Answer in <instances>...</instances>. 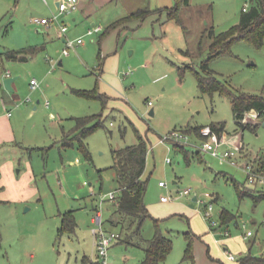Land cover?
Segmentation results:
<instances>
[{
	"label": "rangeland",
	"instance_id": "1",
	"mask_svg": "<svg viewBox=\"0 0 264 264\" xmlns=\"http://www.w3.org/2000/svg\"><path fill=\"white\" fill-rule=\"evenodd\" d=\"M252 4V0H190L181 9V23L169 19L166 11L154 12L102 39V33L88 34L80 25L67 35L83 37L86 43L64 54L65 42L56 28L38 31L31 20L35 14L27 10L24 0H0V49L44 46L27 60H4L9 76L16 77L13 91L4 86L8 97L16 96L13 101L5 96L17 119L18 150L12 157L17 163L13 169L22 177L31 168L34 175L29 184L35 189H28L24 201L0 202L1 234L7 238L13 229H21L15 242L0 239V264H16L31 251L38 257L49 254V264H81L84 254L96 260L93 228L98 223L92 218L97 210H101L107 230H122V215L111 198L119 188L113 150L137 143L139 134L149 143L144 177L148 178L145 201L151 216L145 219L142 234L152 238L158 219L161 232L173 241L164 264H238L246 251L264 256V199L256 203L250 196L241 198L236 186L264 190V184L248 183L245 167L248 153L251 158L264 154V118L251 110L247 117L256 126L243 129L230 97L220 91H201L194 71L186 69L183 75L179 71V66L190 64L201 70L210 53L208 36L200 47L207 26L226 30L240 21L244 6ZM232 50L231 55L210 62L214 74L234 90L264 95V44L257 47L240 40ZM32 79L37 80L34 89L30 87ZM75 89L99 91L106 100L80 95ZM152 108L154 113L150 114ZM87 115L102 119V125L84 138L92 160L86 158L76 137L63 144L67 134H75L74 117ZM220 121L225 122L231 139L221 150L242 146L235 157L238 164L200 150L203 140L194 129L186 133L189 157L175 142L161 140L175 129L183 131L188 124L197 127ZM161 180L167 184L159 185ZM187 188L188 194L184 193ZM162 195L170 197L164 201ZM210 203L214 207L212 218L205 215ZM224 208L236 217L223 224ZM68 209L74 210L77 225L73 231L60 234V212ZM211 219L217 220L218 227H210ZM227 228L236 242L227 249L236 260L228 259L221 241ZM248 230L253 233L244 238ZM129 232L121 233V239L110 246L107 264H140L144 259L142 245L127 242L129 234H135L131 229ZM187 232L197 233L194 260L186 257Z\"/></svg>",
	"mask_w": 264,
	"mask_h": 264
},
{
	"label": "trees",
	"instance_id": "2",
	"mask_svg": "<svg viewBox=\"0 0 264 264\" xmlns=\"http://www.w3.org/2000/svg\"><path fill=\"white\" fill-rule=\"evenodd\" d=\"M252 1L253 4L250 8H243L240 21L230 28L223 31H217L213 24L206 27L204 31L205 34L200 40V47H202L204 37L208 36L210 38V53L203 61L201 70L195 68L191 64L179 66L181 75L184 74L186 69H191L195 72L201 91L210 93L220 91L222 94L230 97L236 120L243 126V129L247 127L253 128L256 126L254 121H243L245 115L251 110H255L258 113L257 117L264 118V95L232 89L226 81L214 74L210 67V62L214 58L223 55H231L233 53V44L237 41L246 40L253 43L257 47H261L264 44V0ZM189 3L190 0H175L173 7L158 8L156 10H152L150 7L145 6L128 14L127 16L113 21L105 31H110L111 29H114L130 20L137 18L144 19L147 15L153 13L154 11H166L169 19H175L181 23V9ZM29 51V48L7 49L4 52H0V56H6V58L13 60H24L27 58L26 54ZM75 91L80 95L91 98H100L103 101L106 100V95L96 90L75 89ZM74 118L76 126L73 134H75H67L63 139V144L66 145L71 143L72 139L76 137L79 140V146L84 152L86 158L88 160H92L91 151L89 150L84 138L98 126L102 125L101 116L87 115L77 116ZM94 120L96 121L90 125V123ZM211 125L218 132L226 130V124L223 121L212 123ZM201 127L202 126L191 127V125L188 124L185 128H183V131L189 132L194 129L200 135ZM138 137L139 139L137 143L113 150L115 158L113 167L116 169V178L119 183V193L115 204L117 211L122 215V219L120 221L122 224V230L120 233L126 232L128 234L130 233L129 229L135 232L137 238L134 236L135 234H132V237L131 234H129L130 238L127 242L142 245L145 251V257L140 264H164L173 248V241L161 232L158 219H155L156 233L152 238H145L142 234L143 223L147 217L151 216L145 201L148 188V178L144 177L147 166L149 143L142 134H139ZM175 146L177 149L183 151L186 157H189V151L186 149L185 144L175 142ZM246 156L251 158L249 153ZM258 163L264 164V154L259 156ZM236 186L241 198L250 196L256 203L264 199V190H258L256 187L251 188L244 185L240 186L237 183ZM235 217L236 215L227 208H224L221 211L223 224L228 223ZM76 225L77 222L74 210L70 209L65 211L62 214V224L59 228V233L62 234L65 231H73ZM194 235L195 234L191 232H187L186 234L188 239L186 257L192 258L193 260L195 259ZM253 263L264 264V256H257L248 253L241 256L238 262V264ZM83 264H101V262L98 259L93 260L85 256L83 258Z\"/></svg>",
	"mask_w": 264,
	"mask_h": 264
},
{
	"label": "crops",
	"instance_id": "3",
	"mask_svg": "<svg viewBox=\"0 0 264 264\" xmlns=\"http://www.w3.org/2000/svg\"><path fill=\"white\" fill-rule=\"evenodd\" d=\"M24 2H26L25 7H27V10L35 14L34 16H32L31 20H33V17L35 16H39V17L51 16L52 13L57 9V5H58V0H24ZM174 4H175V0H79L77 9L70 13H66L63 16H66L65 18L69 20V22L71 23V27H73V30L68 29L69 35H72L73 31L80 25L81 26L83 25L85 27L86 33H87L88 28H91L94 26H101L102 29L94 33H102L100 36L102 39L106 34L112 31H116V30H120L122 28L128 27L131 21L142 20L141 18L130 20L128 22H125L117 26L114 29H111L110 31H105V29L113 21L119 18H122L124 16H127L128 14L132 12H135L139 8L148 6L152 10H156L158 8L173 7ZM17 10H19V5H16V11ZM154 12H158V11H154ZM160 13H162V11H160ZM35 23L38 26V31H42L43 29H48V30L53 29L54 31L55 28L58 31V27L56 25L54 26V25L37 23V22ZM59 37L61 36L59 35ZM61 38L65 42V38L64 37H61ZM82 43L85 44L86 41L83 40ZM43 47H44L43 45L39 46L37 44H29V45L21 46V47H7L6 46L4 49H0V52H4L7 49L29 48L30 51L27 52L26 54L27 58L24 59V60H27L30 57V55L37 52V50L39 49H43ZM5 59H8V58H6V56H0V79L4 76V72L10 71L9 69L7 70L5 68V65H4ZM9 60H13V59H9ZM24 60H19V61H24ZM15 61H18V60H15ZM60 62L59 63L62 64V60H60ZM11 74H12V71H11ZM12 85L14 86V82L12 83ZM8 95L9 94L4 89V84L0 81V202H3L4 200H11V199H17V200L24 201L26 200L25 198L28 196V189H35L34 186H31L29 184L30 180H33L32 177L34 175L31 168L27 169V174L23 175L22 177H17L13 169L14 164H15L14 162L16 161H14L15 159H13L12 157H14L13 155L18 150V148L16 149V147L18 146L17 133H16L17 119L15 118L16 116H14L13 113L11 115L8 114V110L12 111V109L9 107L8 104L10 103V100L12 101L15 100L16 96L10 95L8 97ZM5 96H7L10 100H7ZM21 171H22V167L18 168V172H21ZM195 197L196 196H194L193 199H195ZM63 213L64 212H60L61 219H62ZM60 223L62 224V220ZM59 227H61V225ZM20 232H21V229L17 227L13 229L11 233L8 234L7 238H5L1 234V231H0V239L2 240L8 239L9 241L15 242V240L19 238ZM193 233L195 235L197 234L196 232H193ZM31 237H33V235ZM198 237L202 238L201 236H198ZM221 239H222L221 240L222 243L226 245L225 248H227L229 244L234 245V246L236 245L235 244L236 242L231 235H226V237H223ZM217 240L218 239L215 238V241ZM1 247H2V242L0 243V248ZM238 250H241V248H239ZM1 251L2 249H0V253ZM246 254H248L247 251L245 253H242L241 255L243 256ZM85 256H87L88 258H91L88 255L84 254L81 259V264H83V258ZM216 256L219 257V255H216ZM51 260L52 258L49 254L46 255L44 253L43 255H40L38 257L35 251H31L27 254L26 259L25 257H23L22 259L19 260V262L17 260L16 264H49ZM217 264H224V262L219 261ZM232 264H235V262ZM253 264H262V263H253Z\"/></svg>",
	"mask_w": 264,
	"mask_h": 264
},
{
	"label": "built area",
	"instance_id": "4",
	"mask_svg": "<svg viewBox=\"0 0 264 264\" xmlns=\"http://www.w3.org/2000/svg\"><path fill=\"white\" fill-rule=\"evenodd\" d=\"M79 0H58L57 9L52 13L51 16H35L33 17V20L37 23L42 24H48V25H56L58 27V32L61 37L65 38V47L63 48L64 54H69L72 49H75L76 46L79 43L83 42V37H78L77 39L69 38L67 35V31L69 29L68 23L62 18V16L66 13H70L77 9ZM247 7L245 6L244 9ZM101 26H94L91 28H88L87 33L93 34L96 31L101 30ZM5 77L10 75L9 71L5 72ZM37 87V80L32 79L31 80V88L34 89ZM27 100H30V98H27ZM8 114L11 115L12 111L8 110ZM256 112V116H257ZM248 115L246 114L243 118V121H248ZM187 132L181 131L178 129H175L169 133H167L165 136L162 137V141H173L178 142L181 144H186L188 136L186 134ZM200 136L202 138V145L200 146V150L204 151H210L213 155L218 156L222 159L229 158L233 163L238 164L237 160H235V157H237L238 153H240L242 146L239 144H235V147L233 148H227L225 150H221V145L226 143L230 144L231 139L228 137L226 131L218 132L213 128L212 125H203L200 129ZM259 155L254 156L245 163V167L247 169V178L248 183L253 186H258L264 184V164L258 163ZM167 161H171L170 158L167 159ZM159 184L161 186H165L167 183L163 180L159 181ZM119 193V190H118ZM184 193L188 194L190 193V189L187 188L184 190ZM117 196L115 192L111 193V198L116 202ZM170 196L168 195H162V200H168ZM213 204L210 203L209 206H207L205 215L208 218H212L213 216ZM93 221L98 223V226L93 228L94 235H95V245H96V253H97V259L100 260L101 264H107V256L109 252L110 246L115 242L119 241L121 238L120 232L110 231L107 230L105 227L103 218H102V212L100 209L97 210L96 215L93 216ZM245 226V224H244ZM211 228L218 227L217 220H212L210 222ZM225 235H230V230L224 229L222 231ZM252 230H248L246 233H244V237H249L252 235ZM226 254L229 259L236 260L237 257L234 253L231 251H228L226 248Z\"/></svg>",
	"mask_w": 264,
	"mask_h": 264
},
{
	"label": "water",
	"instance_id": "5",
	"mask_svg": "<svg viewBox=\"0 0 264 264\" xmlns=\"http://www.w3.org/2000/svg\"><path fill=\"white\" fill-rule=\"evenodd\" d=\"M61 63V62H60ZM15 76H7L4 78L3 80V84L5 86V88H7L8 90H13V81L15 80ZM154 113V109L152 108L151 111H150V114H153ZM197 197H195L196 199Z\"/></svg>",
	"mask_w": 264,
	"mask_h": 264
}]
</instances>
